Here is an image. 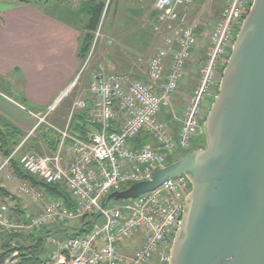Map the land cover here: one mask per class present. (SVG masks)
I'll return each instance as SVG.
<instances>
[{
    "label": "built area",
    "instance_id": "2783aa9c",
    "mask_svg": "<svg viewBox=\"0 0 264 264\" xmlns=\"http://www.w3.org/2000/svg\"><path fill=\"white\" fill-rule=\"evenodd\" d=\"M195 1L153 0L147 20L161 45L146 61L148 80L130 73H108L98 64L88 83V99L75 103L78 109L87 112L86 134L69 127L63 130L54 127L59 139L53 153L39 155L28 150L20 157L27 173L47 184H62L74 205L69 207L64 198L47 195L32 183L21 181L18 194L37 203L39 211L26 219H16L10 215L8 206L0 203L2 229L41 231L60 225L68 227L74 221L75 227L84 224V228L91 215L100 211L79 236L53 231L48 234L42 264H169L170 249L191 187L185 173L167 178L135 198L110 201L103 208L101 202L113 191L150 179L155 170L187 151L191 139L200 131L204 105L217 96L219 71L232 47L234 30L253 0H227L209 35L207 52L179 125L173 129L166 115L199 38V21L189 17V7ZM96 31L81 71L92 55L99 35ZM74 82L44 108L41 118L38 116L43 109L32 111L18 103L39 118L29 135L55 110ZM143 136L147 140H139ZM9 263L6 260L5 264Z\"/></svg>",
    "mask_w": 264,
    "mask_h": 264
},
{
    "label": "water",
    "instance_id": "95a60500",
    "mask_svg": "<svg viewBox=\"0 0 264 264\" xmlns=\"http://www.w3.org/2000/svg\"><path fill=\"white\" fill-rule=\"evenodd\" d=\"M204 130V148L109 193L101 208L185 173L191 191L169 264H264V0H253L242 21Z\"/></svg>",
    "mask_w": 264,
    "mask_h": 264
},
{
    "label": "crops",
    "instance_id": "0c3cea01",
    "mask_svg": "<svg viewBox=\"0 0 264 264\" xmlns=\"http://www.w3.org/2000/svg\"><path fill=\"white\" fill-rule=\"evenodd\" d=\"M152 4L153 0H117L114 22L109 24L112 32L120 40L127 38V43H139L144 47L151 45L156 34L149 24L148 27L137 20L140 13H149ZM86 9L85 0H0V87H7L4 90L22 99L27 103L26 107L44 109L53 103L81 71L83 60L79 58L78 51L82 36L87 31ZM132 25H137L141 31L129 35L128 29ZM155 50L156 47L148 58ZM133 65L136 66L124 67L137 76L136 72H132L135 69ZM113 68L122 67L116 63ZM138 77L148 80L146 70ZM8 99L14 104L19 103L11 97ZM36 123L18 127L28 136ZM45 130L42 129L38 138H34L33 146L51 154L54 152L53 144L45 141V136L51 138V132ZM5 160L0 155V168ZM20 182L8 164L0 169V187L15 195L3 200L0 196V202L8 206L13 218L26 219L38 213L39 205L18 194Z\"/></svg>",
    "mask_w": 264,
    "mask_h": 264
},
{
    "label": "rangeland",
    "instance_id": "374dc122",
    "mask_svg": "<svg viewBox=\"0 0 264 264\" xmlns=\"http://www.w3.org/2000/svg\"><path fill=\"white\" fill-rule=\"evenodd\" d=\"M111 1L112 3L111 5H109L108 11L104 12L102 16L101 24L98 27L99 35L96 39V43L93 48L92 55L88 61L86 68L80 71V73L75 77L74 79L75 82L71 86L70 90H68V94L63 100V102L60 103L58 106H56L54 111H52L50 114L46 115L43 118V120L39 124L38 129L30 134L31 136L28 138L29 140L27 139L28 141L27 140L25 141L22 139L19 141L18 145H21V146L15 152V156L17 158L20 159V157L28 150H32L38 153L39 155H45L47 153L41 149H36L33 146L34 138H38L37 134H39L42 129L48 130V129H53L55 127V129L63 130L66 127L70 128V124H71L70 116L71 115L75 116L76 114H79L82 112L80 109L76 107L75 103L76 101L81 100V99H88V92H87L88 83L91 79V73L94 71L95 67L98 64H102L104 66L105 71L108 73L117 72V73H125V74H129L130 72H129V69L124 67V65L131 66L132 64H135L136 66L133 65L135 69L132 71V72H136L135 74L137 76L135 77L139 78L138 76L144 74V71L146 70V61L148 59V55L150 53H153L155 47L157 48L161 45V41L159 40V37L155 35V42H153L151 45H147L146 46L147 48H146L139 43H127L128 42L127 38H124L126 40L124 39L120 40L121 38L119 37L120 38L119 39L118 36H116L112 32V28L109 26V24L114 22L113 21L115 17L114 14L116 13L115 6L117 4V0H111ZM226 2L227 0H197L191 6L192 8L189 7L191 8L189 10L190 19L191 20L197 19L200 24L199 38H198L197 45L195 46L193 56L187 63L186 74L184 76V80L182 81L178 89V92L176 93L173 99L172 106L168 110V113L166 115V118H167L166 120L168 121L169 125L173 129H176L179 125V119L181 118V115L183 113L186 100L191 90L196 84L199 65L202 62V60L205 58V55L207 52V44H208L209 35L211 33V30L213 28V25L219 13L223 9ZM149 13H151V10L149 11ZM247 13L248 11H245L243 13V18L239 26L235 28L234 33H233V40H235L238 30L241 27L242 21ZM127 14L128 13H126V15ZM119 15H121V19L123 21L122 13L119 12ZM134 21H136V19ZM137 21L138 22L140 21L141 23L148 25L147 13L145 12L140 13ZM148 27L146 28L147 31H149L150 29V28L148 29ZM126 29H121V30H126ZM128 30H129V35L130 34L133 35L134 33L136 34L139 31H141V29H138L137 25H132V27L129 28ZM95 32H94V37H95ZM149 47H150L149 51L145 52V49L148 50ZM231 48H230V51H231ZM230 51H229V54H230ZM227 59L228 57L225 58L226 62H227ZM84 61L85 59H83V62ZM226 62H225V65H226ZM116 63L118 65L120 63V66L122 68L120 69L113 68L114 64ZM225 65L219 71L220 78H221L222 71ZM141 79L143 78L141 77ZM4 88H7V87H0V113H1L0 117L4 121L9 122L13 126H15L20 132H22L20 127L18 126L25 127L27 126V124H32V122L36 123L39 118L44 116L45 110L43 109L40 112V115L38 116L39 118L38 117L32 118V116H30L28 112L25 109L21 108L18 104H14V102L12 103L11 101H8L9 100L8 97H11L17 100L24 107L27 106V103H25L18 96L4 90ZM213 101L214 99L213 100L211 99L206 103V105H204V115H203V120L201 121L200 131L194 136L193 139H191L188 151H192L194 149L205 147L206 136H205V130H204V122L206 120V117L208 115V112L210 110V107ZM0 155L4 157L2 154ZM4 166L5 164L0 169H2ZM190 191H191V187H190ZM70 224L76 225L77 222L76 221L70 222ZM5 232L7 231L2 229L0 226V246H1V237ZM21 232H23L21 237H24L27 235L26 233L32 232V230L31 229L24 230ZM60 233L63 234V230ZM60 233H56V234H60ZM46 252L47 250L44 251V254H46Z\"/></svg>",
    "mask_w": 264,
    "mask_h": 264
},
{
    "label": "trees",
    "instance_id": "16d2710c",
    "mask_svg": "<svg viewBox=\"0 0 264 264\" xmlns=\"http://www.w3.org/2000/svg\"><path fill=\"white\" fill-rule=\"evenodd\" d=\"M108 2L102 0H85L87 7L86 14L88 16V22L86 24L87 31L82 36V42L78 51V56L82 60L86 58L90 50V46L94 39V32L98 29L104 12L108 11L110 1ZM27 108L41 110L33 107ZM86 115L87 112L82 111L81 113L72 116L70 129L80 132L83 135L86 134L89 130V126L86 123ZM38 127L39 125L34 129V131L37 130ZM48 131L51 132V138L49 136H45V141L49 144H53L55 150L59 135L53 129H48ZM38 135L39 134H37V137ZM26 136L27 134H23L15 126L7 121H4L0 117V154L7 159V163L12 169L13 174L19 180L32 183L33 185L41 188L47 195L64 198L67 205L72 207L74 204L69 195L64 191L62 184H47L42 180H39L36 176L27 173L22 168L19 158H17L13 152L14 149H16L15 147L18 146L19 141L24 139ZM30 136L31 135H29L27 139ZM142 139L147 140V137L143 136L139 138V140ZM35 140L36 139H34L33 142H35ZM0 196L2 200L5 197H15V195L11 194L3 187H0ZM93 222L94 220H89L84 228L77 231L70 229L67 226L60 225L56 228L43 229L41 231L32 230V232L26 233L27 235L24 237H21L23 234L21 231L5 232L1 237L0 264H5L6 260L10 261L9 264H42V257L46 246L45 239L48 234L52 233V231L53 233H60L63 230V235L79 236L87 231Z\"/></svg>",
    "mask_w": 264,
    "mask_h": 264
}]
</instances>
